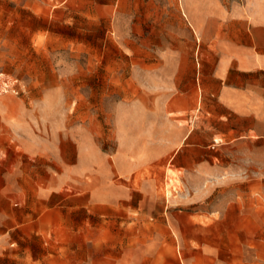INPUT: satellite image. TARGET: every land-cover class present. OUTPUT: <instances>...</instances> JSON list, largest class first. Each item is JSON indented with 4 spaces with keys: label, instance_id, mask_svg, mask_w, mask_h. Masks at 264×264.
Segmentation results:
<instances>
[{
    "label": "rangeland",
    "instance_id": "374dc122",
    "mask_svg": "<svg viewBox=\"0 0 264 264\" xmlns=\"http://www.w3.org/2000/svg\"><path fill=\"white\" fill-rule=\"evenodd\" d=\"M237 1L190 0L212 16L202 41L184 0H0V132L16 136L20 120L30 145L63 121L66 168L40 178L22 139L20 171L0 165V264H264V127L219 136L210 95L207 154L170 148L190 125L176 98L214 58L216 10ZM122 114L160 119V154L124 175ZM112 184L117 208L89 205Z\"/></svg>",
    "mask_w": 264,
    "mask_h": 264
},
{
    "label": "crops",
    "instance_id": "0c3cea01",
    "mask_svg": "<svg viewBox=\"0 0 264 264\" xmlns=\"http://www.w3.org/2000/svg\"><path fill=\"white\" fill-rule=\"evenodd\" d=\"M189 2L184 0V7L192 30L202 41H209V20L212 16L202 11L198 17ZM215 17L217 25L212 38L214 58L211 62L205 59L201 63L196 77L192 79L189 93L183 98H176L177 106L188 108L190 125L182 135L170 141V148L173 157L177 158L179 153H183L191 162L195 161L197 155L207 154L212 138L207 109L210 95L218 108L214 114L216 120L224 125L219 136L224 135L229 141L241 137H232L233 133L243 132V137H251L252 132L264 127V0H239L230 6H220ZM182 99L184 104L180 102ZM194 110L199 115L195 113L192 116ZM196 118L199 120L194 126ZM19 121L16 123V136L10 132H0V150L8 148L13 152L7 154V159L0 158V165L5 163L8 171H20V167L16 166L18 153L15 152V144L20 139L19 142L23 140L22 145L19 143L23 150L31 155L32 163L38 165L33 167L34 170L44 171L40 178L63 180L66 173L63 121L61 125L59 122L56 125L53 140L34 134L30 145L24 142V131L18 129ZM113 126L119 140L118 154L129 155L125 161L127 166L116 160L120 175L137 171L154 159L147 155L160 154V144L156 142L160 140L159 117L156 120L154 117L153 120H140L138 116L122 114L113 120ZM3 140L8 141L6 147ZM10 140H14V144ZM95 187L90 189L88 203L96 208H117L126 197L115 184L110 190L106 188L104 196L98 195L99 188Z\"/></svg>",
    "mask_w": 264,
    "mask_h": 264
}]
</instances>
